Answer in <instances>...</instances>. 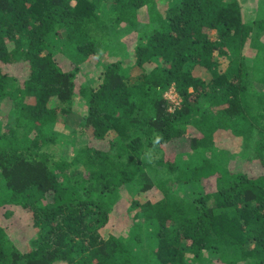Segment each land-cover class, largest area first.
I'll return each instance as SVG.
<instances>
[{"label": "trees", "instance_id": "16d2710c", "mask_svg": "<svg viewBox=\"0 0 264 264\" xmlns=\"http://www.w3.org/2000/svg\"><path fill=\"white\" fill-rule=\"evenodd\" d=\"M130 32L125 63L109 47ZM262 37L264 0L252 20L241 0H173L165 11L157 0H0V105L9 102L0 113V264H264ZM54 50L75 66L65 70ZM92 55L100 83L77 86L76 64ZM171 87L180 102L168 111ZM58 130L71 142L83 131L114 135L107 149L83 144L55 159L45 148L67 140ZM218 130L242 138L240 156L259 172L214 145ZM178 139L185 148L167 150ZM180 184L190 186L183 196ZM123 187L139 195L131 230L103 237ZM15 213L31 222L5 221ZM144 227L148 241L135 250Z\"/></svg>", "mask_w": 264, "mask_h": 264}, {"label": "rangeland", "instance_id": "374dc122", "mask_svg": "<svg viewBox=\"0 0 264 264\" xmlns=\"http://www.w3.org/2000/svg\"><path fill=\"white\" fill-rule=\"evenodd\" d=\"M173 0H157V8L160 11H165L168 7V4L171 3ZM257 1L258 0H241L242 2V12L244 13V17L247 18L248 20H252L255 15H256V8H257ZM141 13H139V16L141 19H145L146 16V10L145 8H141L140 10ZM136 33L130 32L127 33L126 35L122 36V45H115V47L110 46V50L116 51L118 54L121 53V56L125 59V63H132L133 61V47L136 43L135 39ZM262 40H264V37H262ZM250 46H246L243 50L244 57L247 58V60L251 61V57L253 56V51ZM55 59L57 63H59L65 70L73 68V65L71 61L67 60L68 59V54L64 51H56L54 50ZM120 52V53H119ZM66 58H64L62 55ZM118 54H113V55H108L107 58L103 59V63H109L116 61V59H119ZM103 56L107 54H102ZM222 60V59H221ZM124 63V64H125ZM221 63H224L221 61ZM130 73L137 74L139 72V69L136 66H133L130 68ZM102 74V66L96 62V56L92 55L88 57L85 61L79 62L76 64V73H75V83L78 86L79 84L83 83L85 80H93V85H97L100 83V76ZM253 82V81H252ZM262 88V86H261ZM164 97L168 103V111H173L174 108H176L179 105L180 98L178 94L174 91V88L171 87L169 90H167L164 93ZM78 97H75L73 100V109L75 111H78L79 113H83L85 110V106L83 105L82 107L79 106V104H82L79 100ZM9 108V102H2L0 105V113H5L7 112ZM6 117V116H5ZM4 117V118H5ZM57 131V130H56ZM59 135L61 134L62 137H67V140L63 141L64 143L59 145L56 141L51 144V147L45 148V151L47 152L48 155L54 157L55 159L57 157L61 156L65 157L67 159H70L73 154L76 153L77 148L80 145L87 144L93 148H100L104 149L106 147L107 149V144L109 139H111L114 135V133H108L104 138L94 140L88 131H83L82 133H79L77 137H75L74 142L68 141V132L69 130L63 132L60 130ZM213 142L214 145L217 148L224 149L226 152V155H228V158H231L233 160H237V166L238 168H241L248 172L249 174H255L259 172L260 165L259 162L255 159L246 162V158L240 156V152L242 150V138L235 136L232 134V132L228 130H218L217 132L214 133L213 135ZM187 145V142L182 139H178L177 141L170 142L167 144V150H172V152L179 153L182 149L185 148ZM60 152V153H59ZM213 182H210L209 180H205L203 183V190L205 192H210L213 191L215 186L213 185ZM177 187V194L179 196H183L187 192V188L190 187L189 185L185 184H180V185H175V188ZM137 190L132 189L130 190L129 188L123 187L120 190V196L119 198L116 199V203L113 206V209L110 211L108 221L104 227L100 229L101 236H107L109 233L114 231H119L120 230V235L123 237H127L129 234V231L131 230L130 226L132 224V219L133 215L136 211V209L131 208V201L138 199L139 195L136 192ZM152 192L149 191L147 192L148 194ZM159 197V195H156ZM148 198V195H146ZM144 198V197H143ZM30 216V215H29ZM27 215L20 214L18 215L15 213L14 215H10L5 221L9 222L12 220H18L23 223H26V220H28V223H30L31 218ZM143 221V219H141ZM13 227L17 230V233L19 234V238L23 239L24 235L26 232H23L21 228H19L18 223H14ZM150 229L147 227H144L143 229L140 230V236L142 241L140 243H137L134 246V249H142L144 247V243L148 241L147 235L150 234ZM14 241V240H13ZM139 249V250H140ZM137 250V251H139Z\"/></svg>", "mask_w": 264, "mask_h": 264}]
</instances>
